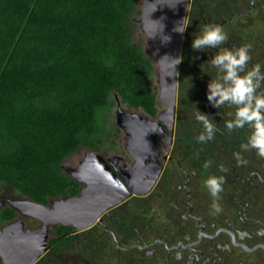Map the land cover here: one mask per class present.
<instances>
[{
	"label": "flooded vegetation",
	"instance_id": "af4514ba",
	"mask_svg": "<svg viewBox=\"0 0 264 264\" xmlns=\"http://www.w3.org/2000/svg\"><path fill=\"white\" fill-rule=\"evenodd\" d=\"M209 23L224 27L229 35L226 47L251 44L250 64L260 63L264 68V0L190 1L174 123L163 126L141 155L145 158L144 179L150 181L151 176L158 175L148 195L131 194L82 232L86 234L85 264H264V159L254 151L241 152L246 162L235 159L234 153L246 142V130L223 136L218 133L204 145L196 142L202 131L195 119L196 108L212 117L221 129L231 110L216 109L207 100V84L216 75L209 61L217 49L198 52L191 48L193 37ZM164 109L153 122H158ZM123 135L125 142H117L114 154L99 155L106 163L112 161L111 173L129 190L128 172L137 162ZM208 160L213 164L205 171L202 165ZM221 163L227 173L217 170ZM210 174L226 177L219 201L222 211L218 214H213L212 198L203 186ZM140 185L135 188L142 191ZM81 189L79 186V193ZM3 208L11 209L8 205ZM56 228L50 230L48 251L35 264H51L47 255L50 242L58 238ZM68 229L70 241L82 234Z\"/></svg>",
	"mask_w": 264,
	"mask_h": 264
},
{
	"label": "trees",
	"instance_id": "16d2710c",
	"mask_svg": "<svg viewBox=\"0 0 264 264\" xmlns=\"http://www.w3.org/2000/svg\"><path fill=\"white\" fill-rule=\"evenodd\" d=\"M134 6L0 0V185L43 205L74 197L79 186L60 166L81 147L97 149L112 97L156 115L150 60L128 39ZM70 231L57 227L50 249L68 250Z\"/></svg>",
	"mask_w": 264,
	"mask_h": 264
},
{
	"label": "water",
	"instance_id": "95a60500",
	"mask_svg": "<svg viewBox=\"0 0 264 264\" xmlns=\"http://www.w3.org/2000/svg\"><path fill=\"white\" fill-rule=\"evenodd\" d=\"M190 1L140 0L142 14L139 24L156 62L157 100L165 109L158 122L121 109L115 114L116 125L128 138L129 148L133 151L131 156L137 162L128 172L129 190L111 173L109 165L112 161L106 163L101 155L88 151L77 167L64 169L65 175L82 187L79 195L53 200L49 206L28 199L12 201L0 198V211L8 205L20 217L40 224L38 229L31 231H26L22 222L0 229L2 264H35L48 251L51 228L85 232L106 212L127 201L131 194L144 197L150 193L158 174L151 176L150 181L144 179L142 166L145 158L141 155L153 142V136L164 129L163 126L174 123L179 64L175 65L173 60L180 59L184 35L180 31H185ZM167 37L169 39L165 41ZM137 185L143 190L136 189Z\"/></svg>",
	"mask_w": 264,
	"mask_h": 264
},
{
	"label": "clouds",
	"instance_id": "9594fccd",
	"mask_svg": "<svg viewBox=\"0 0 264 264\" xmlns=\"http://www.w3.org/2000/svg\"><path fill=\"white\" fill-rule=\"evenodd\" d=\"M168 39L167 37L165 41ZM228 40L229 35L224 27L216 23L204 25L192 40L191 48L194 51L217 49L209 61L210 66L216 70V75L207 84V100L216 109H231L227 112L229 118L224 121L221 129L212 117L196 108L195 119L202 126L196 142L204 145L213 141L218 133L223 136L226 133L246 130V142L240 145V151L234 153L235 159L238 163L246 162L243 161L241 152L251 151L264 159V68L260 63L250 64L251 44L229 48L225 46ZM173 61L175 65L181 63V59ZM212 164L213 162L208 160L202 167L207 171ZM217 170L221 173L228 172L222 163L218 165ZM225 183V175L210 174L203 180V186L212 198L213 214L222 211L219 201Z\"/></svg>",
	"mask_w": 264,
	"mask_h": 264
},
{
	"label": "rangeland",
	"instance_id": "374dc122",
	"mask_svg": "<svg viewBox=\"0 0 264 264\" xmlns=\"http://www.w3.org/2000/svg\"><path fill=\"white\" fill-rule=\"evenodd\" d=\"M134 3L135 6L130 14L128 21V39L132 45L138 47L143 52L145 57L150 60L152 72L149 82L151 94L155 97V110L157 114L164 108L157 100L158 86L156 83V62L149 52L148 41L140 31V25L138 23L141 17L140 0H134ZM110 104V107L108 108V110H106L105 114H102V116H100L98 122L99 132L97 133V139L101 143L97 144L96 150H91L87 147L79 148L60 166V171L63 175H65V168L77 167L88 151H94L97 154L104 153L105 155L109 156L111 154H114V151L117 149V142H125L123 133L116 125L115 114L118 109H121L123 112L136 113L143 118L155 121L156 115L152 116L142 108L132 107L123 102L118 96H115L114 98L112 97ZM0 198L12 201L27 199L23 197L19 192L7 187L6 185H0ZM15 222H23L27 226V228L31 230H35L40 227L38 223L32 220L23 219L15 212L10 213L8 208H3L0 211V229ZM69 246L70 247L68 250H66L67 247L65 248V246L59 245L50 250L47 256L50 258L49 260L51 264H85L86 234H79L77 239H74V241H70Z\"/></svg>",
	"mask_w": 264,
	"mask_h": 264
}]
</instances>
